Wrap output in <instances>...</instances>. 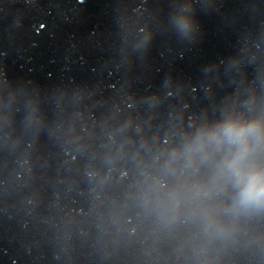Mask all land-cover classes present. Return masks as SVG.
<instances>
[{
	"label": "water",
	"instance_id": "water-1",
	"mask_svg": "<svg viewBox=\"0 0 264 264\" xmlns=\"http://www.w3.org/2000/svg\"><path fill=\"white\" fill-rule=\"evenodd\" d=\"M229 118L264 122V0H0V264H264L188 151Z\"/></svg>",
	"mask_w": 264,
	"mask_h": 264
},
{
	"label": "clouds",
	"instance_id": "clouds-1",
	"mask_svg": "<svg viewBox=\"0 0 264 264\" xmlns=\"http://www.w3.org/2000/svg\"><path fill=\"white\" fill-rule=\"evenodd\" d=\"M181 23L185 28L191 25L186 17L181 18ZM209 145L228 149L219 161L218 171L234 181L238 189L236 206H264V163L258 159L264 149V122L236 118L221 121L202 129L188 151H200Z\"/></svg>",
	"mask_w": 264,
	"mask_h": 264
}]
</instances>
